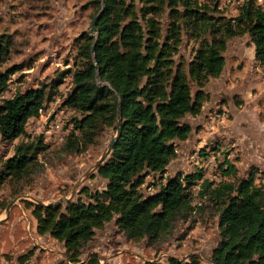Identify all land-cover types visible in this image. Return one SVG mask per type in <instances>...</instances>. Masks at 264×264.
Here are the masks:
<instances>
[{
    "label": "trees",
    "instance_id": "1",
    "mask_svg": "<svg viewBox=\"0 0 264 264\" xmlns=\"http://www.w3.org/2000/svg\"><path fill=\"white\" fill-rule=\"evenodd\" d=\"M91 2L99 5L94 17L102 7L103 12L97 33L84 30L76 37V68L0 100L1 137L11 141L26 136L29 120L39 115L40 108L59 93L71 75V90L63 100L64 106L77 113L63 145L69 153L83 152L106 129L113 131L112 139L118 129L120 103L121 133L97 168L106 185L96 190L84 187L78 198L69 201L30 203L37 232L64 244L66 259L57 264H67V259L84 264L86 244L112 220L129 239L156 242L178 219L196 210L191 194L202 173H166L179 141L192 133L193 127L185 119L199 115L210 99L205 86L222 74L229 38L249 33L256 57L264 64V13L253 0L229 19L196 0H141L140 7L135 0ZM167 9L170 21L164 32L160 16ZM185 30H191L200 42L189 62L176 59ZM11 46V34H0V94L9 89L12 75L24 69L23 64L2 68ZM45 148L42 138L18 144L15 154L3 163L2 178L30 176ZM223 166L232 173V164ZM149 175L156 189L145 193ZM200 186V193L215 204L219 217L221 238L213 249L212 263L264 264V182H256L252 171L237 180L204 179ZM144 264L203 263L193 253L186 260L171 255L167 263L148 259Z\"/></svg>",
    "mask_w": 264,
    "mask_h": 264
},
{
    "label": "rangeland",
    "instance_id": "2",
    "mask_svg": "<svg viewBox=\"0 0 264 264\" xmlns=\"http://www.w3.org/2000/svg\"><path fill=\"white\" fill-rule=\"evenodd\" d=\"M91 1L0 0V34H11L12 40L10 57L2 68L24 65L23 70L12 75L10 95L48 82L63 70L76 68V37L84 30H90L99 8L97 2ZM135 1L140 7L141 0ZM196 1L215 7L217 16L228 19L240 12L236 9L237 1ZM220 1L224 2L223 8L219 7ZM169 12L167 9L160 16L164 32L169 27ZM190 31H184L176 56L178 61L189 62L200 45ZM155 51L156 44H153L152 52ZM225 57L222 74L209 82L215 94L210 93L205 104L207 114L216 110L212 125H220L221 130L208 129L201 123L198 128L205 129L202 131L205 137L198 140L200 147L194 148L188 158L185 155L183 164L176 161L181 152L179 147L166 172L167 175L202 173L191 194L196 210L178 219L173 229L156 242H150L148 238L131 240L112 220L98 229L86 244L84 264L92 261L93 264H144L148 259L167 263L171 255L186 260L193 253L201 257L203 264H213L212 252L221 238L219 217L215 204L200 193V184L204 179L215 182L237 180L248 177L252 171L257 182H264V64L256 57L249 33L229 38ZM71 78V75L65 78L59 92L68 89ZM193 87L196 89L194 84ZM54 109L59 111L58 107ZM64 113V137L57 141H45L44 125L36 118L29 120L26 136L7 141L0 135V264H56L59 259H66L62 253L65 250L63 243L49 234L37 232V220L30 203H55L62 197L76 199L84 187L96 190L107 183L94 166L106 150L113 131L104 130L96 143L83 152L69 153L63 145L73 126L71 119L77 113L68 107ZM214 137L213 142L208 141ZM39 138L47 148L38 155L30 176L23 180L9 176L4 180L3 163L15 154L16 146ZM195 153L203 158L201 163L193 159ZM228 163L234 166L232 173L223 169ZM139 167L146 172L142 164ZM155 183L152 175L147 176L143 186L145 193L154 191ZM67 264L73 263L67 259Z\"/></svg>",
    "mask_w": 264,
    "mask_h": 264
},
{
    "label": "built area",
    "instance_id": "3",
    "mask_svg": "<svg viewBox=\"0 0 264 264\" xmlns=\"http://www.w3.org/2000/svg\"><path fill=\"white\" fill-rule=\"evenodd\" d=\"M227 1H237L238 7L236 6L237 11H240V8L243 6V4L249 0H227ZM257 6L260 7L262 12L264 13V0H253ZM219 7L223 8V3L218 2ZM72 84V83H71ZM71 84L68 86V89L66 91H61L57 93L53 99L49 102H47L42 108H40L39 115L37 117H33L36 119H39L40 122L44 125L43 134L45 137V141H57L59 139H62L64 137V124H63V118L62 116L65 114V107L63 105V100L67 96L68 92L71 90ZM9 89L5 91L4 93L0 94V100H3L6 97H12L14 94L10 95ZM54 107H58L59 111L56 112ZM32 119V118H31ZM193 159H197L198 162L201 163L200 154L192 156ZM217 176V175H215ZM216 178V177H215ZM257 182V179H256ZM261 182V181H260Z\"/></svg>",
    "mask_w": 264,
    "mask_h": 264
},
{
    "label": "crops",
    "instance_id": "4",
    "mask_svg": "<svg viewBox=\"0 0 264 264\" xmlns=\"http://www.w3.org/2000/svg\"><path fill=\"white\" fill-rule=\"evenodd\" d=\"M208 84L205 86L206 91L211 93V94H215V92H214L215 90L210 87V84L209 85ZM221 100H223V99H221ZM205 104L203 106L202 112L199 115H197V116H191L190 115V116H187L185 119L187 122H189L192 125L193 129H192V133H191L190 137L187 140L179 141V147H180L181 152L176 157V161L181 162V164L184 163L185 155L188 158V155L191 153V151H193L194 148L198 149V147H200L201 144L200 143L198 144V140H200V138H202V137H205V134L202 133V131H204L205 129L204 128H200V129L198 128V127H200L201 123H203L204 126L207 127L208 129L209 128H212V129L216 128V130H219V128H220V125L219 126L218 125H212L215 121L216 115L214 114V112H216V110L210 111L207 114ZM206 115H208V117H206ZM221 128H220V130H221ZM206 131H207V129H206ZM216 134H218V133H216ZM214 139H215V137L212 139L208 138V141L213 142ZM52 238H54V237L52 236ZM62 253L65 254V250L62 251ZM36 256H37V253H35L34 257H36ZM59 260H62V259H59ZM7 262L8 261H6V263Z\"/></svg>",
    "mask_w": 264,
    "mask_h": 264
},
{
    "label": "water",
    "instance_id": "5",
    "mask_svg": "<svg viewBox=\"0 0 264 264\" xmlns=\"http://www.w3.org/2000/svg\"><path fill=\"white\" fill-rule=\"evenodd\" d=\"M103 12V7L102 9L99 11V13L93 18L92 22H91V27H90V32L92 34H95L98 32V28H97V22H98V19L101 15V13ZM95 48H96V45L94 44L93 47H92V52L94 53L95 52ZM98 77V83L100 85L103 84V81L99 78V75H97ZM118 121H117V126H118V129H117V133L116 135L110 140L106 150L103 152L101 158L96 162L95 166L94 167H98L108 156V154L110 153V151L112 150L117 138L119 137L120 133H121V126H122V117H121V106H120V103H119V108H118ZM71 198L70 197H62L60 198L59 200L55 201L56 202H61L63 200H66V201H69ZM38 203H44L43 201H38ZM7 211H9V208L7 209Z\"/></svg>",
    "mask_w": 264,
    "mask_h": 264
}]
</instances>
